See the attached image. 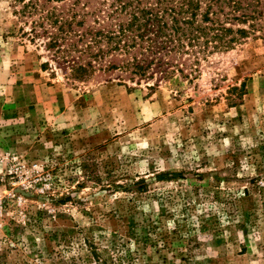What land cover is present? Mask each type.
<instances>
[{
  "label": "rangeland",
  "instance_id": "1",
  "mask_svg": "<svg viewBox=\"0 0 264 264\" xmlns=\"http://www.w3.org/2000/svg\"><path fill=\"white\" fill-rule=\"evenodd\" d=\"M112 1L0 0V264H264L262 34L75 79L52 15Z\"/></svg>",
  "mask_w": 264,
  "mask_h": 264
},
{
  "label": "trees",
  "instance_id": "2",
  "mask_svg": "<svg viewBox=\"0 0 264 264\" xmlns=\"http://www.w3.org/2000/svg\"><path fill=\"white\" fill-rule=\"evenodd\" d=\"M101 5L102 8L105 6ZM102 8H96L92 13L71 10L67 16L52 15L51 26H57V33L51 37L49 32L45 33L49 40L47 48L56 50L55 53L63 56L62 60L71 58L72 51L79 50L76 44L61 47V43L69 39L67 37H78L85 45V49L79 52L90 60L83 65L69 61L75 79L88 77L94 64L112 52L128 54L139 49L181 57L189 55L190 48L199 50L197 53L230 50L239 41L258 32L264 39V0H113L109 8ZM89 15L95 16L96 27L75 31V26L85 28ZM35 30L33 27L32 32ZM198 60L195 57L191 65L197 66ZM154 62V59L148 61L134 57L133 63L127 66L132 67L134 76L145 77ZM186 62H180V65L185 66Z\"/></svg>",
  "mask_w": 264,
  "mask_h": 264
}]
</instances>
